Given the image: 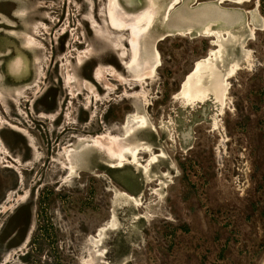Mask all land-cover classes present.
Here are the masks:
<instances>
[{"label":"rangeland","instance_id":"1","mask_svg":"<svg viewBox=\"0 0 264 264\" xmlns=\"http://www.w3.org/2000/svg\"><path fill=\"white\" fill-rule=\"evenodd\" d=\"M107 1L0 0V264H264V0H180L241 13L206 34L152 0L141 71ZM204 57L226 89L185 104Z\"/></svg>","mask_w":264,"mask_h":264},{"label":"bare ground","instance_id":"2","mask_svg":"<svg viewBox=\"0 0 264 264\" xmlns=\"http://www.w3.org/2000/svg\"><path fill=\"white\" fill-rule=\"evenodd\" d=\"M123 1L126 2V4L128 5H132L135 2V0H123ZM236 1L241 3L243 0H236ZM179 2L180 0H171L167 9L168 10L174 9L175 5L178 4ZM143 3H144L143 9L140 8L138 10L135 9L131 10L130 12H132V14L130 15V17L128 16L127 21H124L123 19H121L119 15V11L121 10L120 9L121 4L119 3V0L107 1V9H108L107 14L110 18L108 19L111 20V25L112 24L114 25V26L112 25V27L115 26H117L118 28L125 27L127 28V30H130L131 37L129 43V47H130L129 60L127 62L123 61V63L124 65H127L130 69L134 71H141L146 68H152L154 65V62L149 63V61L145 59L142 56V54H140V50H139L140 35L150 25L151 12H152L151 11L152 0H145V2ZM171 13L172 14L169 21L167 18V24L171 27V28L169 27L171 30L175 31V33H187L190 29L189 25H194L201 27L200 33L203 34L206 32V30H209V26L212 23V21L213 23L220 24L223 28H225L224 30H226L227 32V28L229 26H231L234 23H239L243 21L240 12L236 10H229L222 8L218 5V1L209 2V3H199L193 7H189L183 4L177 7L176 9H174V11H172ZM166 16L167 13L165 17ZM183 27H187V28L183 29ZM20 61H21V57L17 56L11 62L10 68L14 73L20 70V63H21ZM196 61L197 62L195 63V67L193 71L188 73L186 78L183 79L184 81L180 92L183 98L182 101L185 104H193L195 102H198L197 100L202 101L205 98L207 89L200 85V79L202 77V73H206V72L210 76V80H211L209 88L213 93V96L219 99L223 95L226 86L225 84H223L222 77L218 76L219 74H215L212 71L213 66H215L214 63L211 60H209V58H205V57L203 59H199ZM229 73L230 71L227 72L226 74L228 75ZM93 75L95 76L98 75L97 68L96 70H94ZM94 141L96 142V144H98V137L95 138ZM113 143L109 145H101V147H105L106 151H108L111 157H113L114 159H118L119 162H122L123 160H125V153L128 151V149L124 146L123 147L119 146L118 142L116 144L118 147H115Z\"/></svg>","mask_w":264,"mask_h":264},{"label":"water","instance_id":"3","mask_svg":"<svg viewBox=\"0 0 264 264\" xmlns=\"http://www.w3.org/2000/svg\"><path fill=\"white\" fill-rule=\"evenodd\" d=\"M174 9H176V8H174ZM174 9H170L169 11H168V16H167V18H168V21H169V19H170V17H171V12L172 11H174ZM167 18H166V20H165V28H166V30H167V32L168 33H175V31L174 30H171L170 28V26L167 24ZM210 22V21H209ZM212 23H213V21H212ZM220 25V24H219ZM190 26V27H189ZM189 26H187V27H189L190 29H189V31L188 32H191V31H194L195 33H200V30H201V27H199V26H194V25H189ZM221 26V25H220ZM170 27V28H169ZM187 27H183V29H185V28H187ZM222 27V26H221ZM176 30V29H175Z\"/></svg>","mask_w":264,"mask_h":264},{"label":"flooded vegetation","instance_id":"4","mask_svg":"<svg viewBox=\"0 0 264 264\" xmlns=\"http://www.w3.org/2000/svg\"><path fill=\"white\" fill-rule=\"evenodd\" d=\"M17 56H18V55H17ZM17 56H16V57H17ZM14 58H15V57H14ZM14 58H13V59H14ZM13 59H12V60H13ZM12 60H11V62H12ZM11 62H10V63H11ZM20 62H21V63H20V68H21V65H22V59H21ZM18 71H19V70H18ZM18 71H17V72H18ZM17 72H16V73H17Z\"/></svg>","mask_w":264,"mask_h":264}]
</instances>
